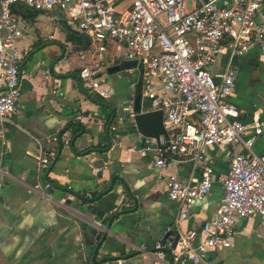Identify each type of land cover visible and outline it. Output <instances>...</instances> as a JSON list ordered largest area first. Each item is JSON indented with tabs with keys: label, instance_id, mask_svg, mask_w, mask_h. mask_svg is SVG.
<instances>
[{
	"label": "crops",
	"instance_id": "obj_1",
	"mask_svg": "<svg viewBox=\"0 0 264 264\" xmlns=\"http://www.w3.org/2000/svg\"><path fill=\"white\" fill-rule=\"evenodd\" d=\"M23 7L15 6L24 32L17 41L24 55L22 92L7 124L6 144L0 143V264H206L175 260L167 246L162 257L154 248L157 240L172 241L177 235L179 204L167 194L166 176L200 173L191 162L177 161L169 153L167 164L157 167L154 150H140L142 134L128 115L129 102L137 107L135 112L153 107L142 94L139 64L109 70L126 58L121 45L108 44L97 74L111 93L100 104L77 74L95 55L67 40L66 22V28L59 27L60 35L51 31L45 37L51 40L41 44L34 25L38 12L23 13ZM257 19L264 20V6ZM56 38L60 48L51 44ZM228 57L221 49L211 71L223 68ZM234 65L228 100L242 121L254 115L264 118V51L252 46L234 57ZM72 72L76 76L65 75ZM56 87L64 94L53 91ZM105 143L106 150L89 149ZM253 146L264 154V125ZM45 150L52 152L47 175L38 164ZM209 156L216 176L228 171L230 157L223 149L212 146ZM222 194V184L215 180L208 195L187 207L180 225L196 231L195 243L204 236L202 222L216 215ZM208 256L217 264H264V217L238 218L231 244L209 249Z\"/></svg>",
	"mask_w": 264,
	"mask_h": 264
},
{
	"label": "built area",
	"instance_id": "obj_2",
	"mask_svg": "<svg viewBox=\"0 0 264 264\" xmlns=\"http://www.w3.org/2000/svg\"><path fill=\"white\" fill-rule=\"evenodd\" d=\"M33 10H59L75 21L79 31L90 36L94 59L83 65L78 77L83 85L104 98L110 89L98 77L108 44L123 47L124 57L135 59L142 69V94L153 109H161L167 135H142L140 150H154L157 167L167 164L166 153L177 161H189L199 177L166 176L169 198L179 204L172 241L157 240L159 256L217 264L209 249L231 244L238 218L252 214L264 217V154L254 149L264 118L254 115L239 119L238 108L228 100L234 88V57L252 46L264 51V20L257 15L264 0H0V143L6 144L7 124L21 95L20 63L23 53L17 46L24 35L15 6ZM52 37V34L50 35ZM226 49L228 60L212 72L210 66L219 51ZM48 76V70H45ZM53 91L64 94L56 87ZM135 107L129 102L128 115L134 120ZM79 119L84 115L78 114ZM119 119V118H118ZM116 128V120L110 124ZM218 146L230 157L228 171L216 176L209 150ZM234 147H239L233 151ZM52 152L38 158L47 175ZM0 165V194L3 187ZM161 177V173L157 174ZM218 180L223 194L216 215L201 225L203 238L195 243L196 231L183 230L187 207L202 199ZM46 186L50 185L47 180ZM96 224L101 225L100 220Z\"/></svg>",
	"mask_w": 264,
	"mask_h": 264
},
{
	"label": "water",
	"instance_id": "obj_3",
	"mask_svg": "<svg viewBox=\"0 0 264 264\" xmlns=\"http://www.w3.org/2000/svg\"><path fill=\"white\" fill-rule=\"evenodd\" d=\"M58 14H60L58 12ZM63 18L64 16L61 15ZM74 32H81L77 29H73ZM81 35L87 42L90 41V36L86 32H81ZM80 48H84L80 46ZM137 61L135 59H124L121 64L109 67V70H118L135 65ZM137 108V107H136ZM135 108V109H136ZM134 124L137 130L144 136H151L158 138L162 133L167 135L166 128L163 123V112L161 109H151L146 111H137L134 115Z\"/></svg>",
	"mask_w": 264,
	"mask_h": 264
},
{
	"label": "rangeland",
	"instance_id": "obj_4",
	"mask_svg": "<svg viewBox=\"0 0 264 264\" xmlns=\"http://www.w3.org/2000/svg\"><path fill=\"white\" fill-rule=\"evenodd\" d=\"M58 12H59V10H58ZM59 13L60 14H57L55 12L45 11V10L39 11L37 13V17H36L34 25H36V24L38 25V29L40 31V34L38 33L36 35L41 38V44L47 45V42L51 40V39L45 40V37H47L48 33L51 31L52 32L54 31V33L57 36L60 35L59 27L65 26V28H66V24L69 25L70 27L74 28V29H78V26H77L75 21H72L63 12L60 11ZM61 15H63L64 17L61 18ZM65 22H66V24H65ZM56 40H58V39L56 38V39L52 40L51 44H55L57 47L60 48V44ZM85 50L89 55H93V45L90 44V42H89V45L87 46V48ZM105 52H106V50L104 51V53Z\"/></svg>",
	"mask_w": 264,
	"mask_h": 264
},
{
	"label": "trees",
	"instance_id": "obj_5",
	"mask_svg": "<svg viewBox=\"0 0 264 264\" xmlns=\"http://www.w3.org/2000/svg\"><path fill=\"white\" fill-rule=\"evenodd\" d=\"M40 10H33V11H30L29 9L27 8H22L21 12L23 13H28V14H31V15H36L37 12H39ZM70 28V29H69ZM67 28V40H71L75 45H81L83 46L84 48H86L88 45H89V42H87L85 40V38L81 35V32H74L72 27H69ZM78 74V73H77ZM65 75H73V76H76V74L74 72L72 73H66ZM80 80V79H79ZM80 84H81V81H79ZM89 96L95 100L96 102L100 103V104H106V100L104 97H102L101 95L95 93V92H90L89 91ZM76 130H80V128L76 129ZM89 149H95V150H106L108 149V144H103V145H99V144H96L94 146H91L89 147ZM51 158H50V162H51ZM49 169H50V164H49ZM49 179V177H48Z\"/></svg>",
	"mask_w": 264,
	"mask_h": 264
}]
</instances>
